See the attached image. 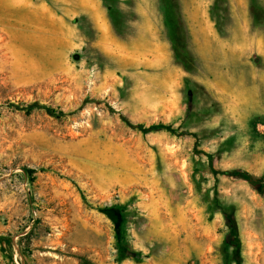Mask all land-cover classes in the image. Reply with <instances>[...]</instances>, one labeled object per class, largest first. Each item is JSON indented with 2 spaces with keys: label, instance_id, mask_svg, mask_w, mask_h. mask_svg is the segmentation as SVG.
Returning a JSON list of instances; mask_svg holds the SVG:
<instances>
[{
  "label": "rangeland",
  "instance_id": "1",
  "mask_svg": "<svg viewBox=\"0 0 264 264\" xmlns=\"http://www.w3.org/2000/svg\"><path fill=\"white\" fill-rule=\"evenodd\" d=\"M173 1L0 0V239L22 247L15 264H236L225 207L244 264H264V186L214 174L264 182V13L257 24L253 0H178L181 25ZM28 25L48 53L31 67L13 60ZM113 205L125 261L100 211Z\"/></svg>",
  "mask_w": 264,
  "mask_h": 264
},
{
  "label": "trees",
  "instance_id": "2",
  "mask_svg": "<svg viewBox=\"0 0 264 264\" xmlns=\"http://www.w3.org/2000/svg\"><path fill=\"white\" fill-rule=\"evenodd\" d=\"M254 7H253V14L255 15L256 18V23L258 24V19L260 17V13H264V8L261 6L258 0H253ZM173 8L175 9V15L178 18V21L182 25V20L180 17L179 13V4L178 0H174L172 2ZM259 11V12H258ZM183 29V28H182ZM179 45H181L179 43ZM178 41L174 38L173 40V48L174 51L178 53L179 59H184L185 56L182 53L183 47L180 46L179 48ZM179 48V50H178ZM187 58L191 59L192 62L194 63V59L190 52L187 50ZM34 109H44L50 116L52 117H64L67 116L66 113L64 112H57L56 110H53L49 106H41L37 103L30 104L27 108H25V111L31 112ZM112 112H115L112 108H110ZM122 121L131 129L134 130H139L142 131L145 134H149L155 131L159 130H165L167 132L176 133V130H174L171 126L159 124V125H152L150 127H146L143 124H135L133 123L128 117L125 115H121ZM183 136H192L195 139H197L198 143V135L195 133H190L189 131H184L181 133ZM200 154L206 156L209 161L212 164L213 161V155L209 154L207 152H200ZM26 174L32 175L34 173V170H24ZM215 175H225V176H231L235 177L237 179H241L243 181L249 182L254 185H261L264 186V182L257 180L255 177H253L251 174H249L246 171L243 170H237V171H225V172H218L217 170H214ZM103 214H105L110 221L114 225V231H115V239L118 247V253H119V260L125 261L128 260L132 257H135L129 250L127 246V220H126V215H125V209L122 206L118 205H113V206H108L104 207L100 210ZM223 213L225 215V218L227 219L228 222V243H229V248L231 249V254H232V259L234 263L236 264H244V256H243V248H244V242L241 234V229L239 225V220L237 218V214L235 210L225 207L223 208ZM1 244H7L6 246H3V251L4 254L7 258H10L14 263L13 256L10 255L12 252V249L16 248V251L19 252L21 256L24 255V252L21 250L22 247L20 244H16L14 240H9L7 238H1ZM21 261L23 264H27L24 262L21 258ZM87 260L83 259V262H86Z\"/></svg>",
  "mask_w": 264,
  "mask_h": 264
},
{
  "label": "bare ground",
  "instance_id": "3",
  "mask_svg": "<svg viewBox=\"0 0 264 264\" xmlns=\"http://www.w3.org/2000/svg\"><path fill=\"white\" fill-rule=\"evenodd\" d=\"M29 25L24 28V34L21 36L17 35L13 38L14 42V52L16 56L13 60H17L22 63H27V66L31 67L33 64H35V60H40L42 63L45 62V60H48V53L46 50V39L44 36H41L39 38V47L38 49L33 46L32 40L34 36L28 34L26 35L25 32H29ZM3 50H0V60L3 59ZM6 62H0V65H2V68H4V65H8Z\"/></svg>",
  "mask_w": 264,
  "mask_h": 264
}]
</instances>
